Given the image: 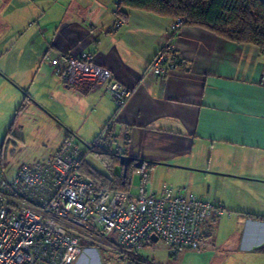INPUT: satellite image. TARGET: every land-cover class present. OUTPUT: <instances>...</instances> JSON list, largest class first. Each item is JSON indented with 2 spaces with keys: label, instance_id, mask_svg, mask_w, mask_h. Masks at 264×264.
<instances>
[{
  "label": "crops",
  "instance_id": "obj_1",
  "mask_svg": "<svg viewBox=\"0 0 264 264\" xmlns=\"http://www.w3.org/2000/svg\"><path fill=\"white\" fill-rule=\"evenodd\" d=\"M116 3L2 0L1 164L9 136L19 138L14 131L22 130L24 121L42 120L62 139L51 147L53 155L66 138L92 143L115 113L105 84H65L43 60L48 49L52 54L88 52L94 62L135 87L116 115L113 152L142 159L147 168L165 166L172 174L181 168L177 165L184 170L202 167L197 157L205 151L264 157V49L190 24L173 34L172 18ZM119 17L123 23L116 27ZM168 40L175 69L159 78L147 68ZM16 170L6 175L12 177ZM236 175L251 189L248 198L200 196L216 199L225 214L205 222L199 249L170 256L151 239L138 249H126L114 235L100 246L120 253L109 250V257L121 264H264V178ZM97 251L85 249L74 264L86 261V254L98 257Z\"/></svg>",
  "mask_w": 264,
  "mask_h": 264
},
{
  "label": "built area",
  "instance_id": "obj_2",
  "mask_svg": "<svg viewBox=\"0 0 264 264\" xmlns=\"http://www.w3.org/2000/svg\"><path fill=\"white\" fill-rule=\"evenodd\" d=\"M122 23L118 20L115 26ZM184 23L185 18L174 19L171 32L175 34ZM43 60L69 86L105 84L115 106L107 127L114 125L136 90L94 62L88 52L52 54L48 49ZM175 62L168 40L147 71L163 78L175 69ZM99 146L96 140L82 151L66 138L55 154L22 163L12 177L0 161V264H74L86 246L96 249L110 235L118 245L138 249L155 234L168 254L175 256L181 249H199L205 222L225 214L216 199L200 197L185 186L149 189L144 166L134 170L126 190L96 187L80 175L79 168L87 152ZM134 176L141 177L137 185L131 183Z\"/></svg>",
  "mask_w": 264,
  "mask_h": 264
},
{
  "label": "rangeland",
  "instance_id": "obj_3",
  "mask_svg": "<svg viewBox=\"0 0 264 264\" xmlns=\"http://www.w3.org/2000/svg\"><path fill=\"white\" fill-rule=\"evenodd\" d=\"M1 2L2 0H0ZM33 119L21 123L24 125L22 130L14 131L19 138L13 137L12 133L9 136V142L2 160L5 173L8 176L9 172L12 174L22 163H34L46 159L53 153L51 147L62 141V139H57L58 135L50 128L48 129L47 125H41L42 120L33 122ZM75 143L78 144L82 151H86L87 145L91 142L86 143L85 141L76 140ZM197 158L200 160V164H203L202 167L184 170V166L177 165L181 168L176 170V174L168 172L165 166L148 167L149 178L147 187L151 190L159 191L164 185H170L174 189L185 186L199 196H212L214 193L217 195L220 193L235 196L237 199H244L249 197L251 189L247 185H241L239 182L241 180L235 178L238 177L236 175L237 172L246 173L247 176L253 178H264L261 177L264 176V157L257 158L256 155L249 154L234 153L228 155L205 151L203 155ZM85 161L89 170H94L104 175H109L111 170L121 173V165L118 163L111 164L110 160L105 156L87 152ZM224 169L229 171H223ZM140 182V176L132 177L131 183L133 185H137ZM254 194L253 191L252 195L254 196ZM110 236L108 237L109 239ZM157 244L164 246L160 242H157ZM86 248L89 247L86 246ZM96 249L98 250V257L86 254V261H82L81 264H106V262L107 264H121L118 263L119 261L116 257H109L110 249H105L102 246ZM110 251H113L114 255L120 256V253H116L115 250Z\"/></svg>",
  "mask_w": 264,
  "mask_h": 264
},
{
  "label": "trees",
  "instance_id": "obj_4",
  "mask_svg": "<svg viewBox=\"0 0 264 264\" xmlns=\"http://www.w3.org/2000/svg\"><path fill=\"white\" fill-rule=\"evenodd\" d=\"M116 4L117 7L142 9L173 20L185 18L184 24L204 27L221 38L237 44H252L264 49V1L262 0H117ZM24 106L23 103L19 111L23 110ZM106 125L107 123L94 140L99 141L100 146L92 153L105 156L111 164H120L121 173L111 170L109 175H104L89 170L85 158L79 173L91 180L98 188L126 190L129 188V179L136 167L134 162H131L127 166L125 177L122 176L123 165L120 163L119 153L111 150L116 139L114 125L108 127Z\"/></svg>",
  "mask_w": 264,
  "mask_h": 264
},
{
  "label": "water",
  "instance_id": "obj_5",
  "mask_svg": "<svg viewBox=\"0 0 264 264\" xmlns=\"http://www.w3.org/2000/svg\"><path fill=\"white\" fill-rule=\"evenodd\" d=\"M118 157H119L120 163L123 165V174H122L123 177H125L127 166L131 162H134V166L136 168H141L142 165H143V160L142 159H135L133 157L126 156V155H123V154H119ZM150 239L153 240L154 242L158 241L157 236L155 234L150 235Z\"/></svg>",
  "mask_w": 264,
  "mask_h": 264
}]
</instances>
